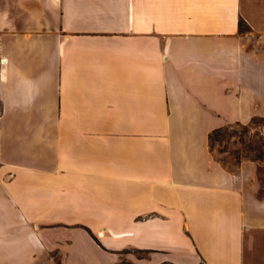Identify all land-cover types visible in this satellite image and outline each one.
I'll return each instance as SVG.
<instances>
[{"label":"crops","instance_id":"1","mask_svg":"<svg viewBox=\"0 0 264 264\" xmlns=\"http://www.w3.org/2000/svg\"><path fill=\"white\" fill-rule=\"evenodd\" d=\"M259 116L264 0H0V264H264Z\"/></svg>","mask_w":264,"mask_h":264},{"label":"rangeland","instance_id":"2","mask_svg":"<svg viewBox=\"0 0 264 264\" xmlns=\"http://www.w3.org/2000/svg\"><path fill=\"white\" fill-rule=\"evenodd\" d=\"M209 147L214 158L233 172L238 171L242 162L255 161L258 164L257 178L260 183L259 194H261L264 188V117H253L245 124L225 125L209 141ZM119 264L134 263L123 260Z\"/></svg>","mask_w":264,"mask_h":264},{"label":"trees","instance_id":"3","mask_svg":"<svg viewBox=\"0 0 264 264\" xmlns=\"http://www.w3.org/2000/svg\"><path fill=\"white\" fill-rule=\"evenodd\" d=\"M242 24H243V22L240 20L239 21L240 28H241ZM223 127L224 126L213 129L208 135V141H211L213 139V137H215V135L218 134ZM166 263H170V262H163V263H159V264H166ZM171 264H174V263H171Z\"/></svg>","mask_w":264,"mask_h":264}]
</instances>
